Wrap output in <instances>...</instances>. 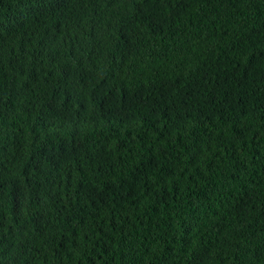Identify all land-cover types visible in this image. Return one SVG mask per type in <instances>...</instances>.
Masks as SVG:
<instances>
[{
    "label": "trees",
    "instance_id": "1",
    "mask_svg": "<svg viewBox=\"0 0 264 264\" xmlns=\"http://www.w3.org/2000/svg\"><path fill=\"white\" fill-rule=\"evenodd\" d=\"M0 264H264V0H0Z\"/></svg>",
    "mask_w": 264,
    "mask_h": 264
}]
</instances>
